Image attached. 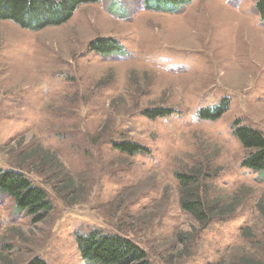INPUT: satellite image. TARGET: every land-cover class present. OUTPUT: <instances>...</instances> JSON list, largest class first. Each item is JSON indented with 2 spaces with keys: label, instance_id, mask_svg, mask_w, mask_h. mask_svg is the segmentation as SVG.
Masks as SVG:
<instances>
[{
  "label": "rangeland",
  "instance_id": "1",
  "mask_svg": "<svg viewBox=\"0 0 264 264\" xmlns=\"http://www.w3.org/2000/svg\"><path fill=\"white\" fill-rule=\"evenodd\" d=\"M259 16L256 0H95L39 30L0 18V168L33 169L53 201L35 221L0 192V264H93L78 246L93 230L125 233L153 264H264V179L233 133L239 119L264 134ZM97 37L120 49L88 50ZM223 97L220 118L199 115ZM157 106L173 112L144 114ZM127 139L151 155L116 148ZM193 166L206 205L243 198L234 213L200 225L182 209L176 172ZM58 173L79 193L54 191Z\"/></svg>",
  "mask_w": 264,
  "mask_h": 264
},
{
  "label": "trees",
  "instance_id": "2",
  "mask_svg": "<svg viewBox=\"0 0 264 264\" xmlns=\"http://www.w3.org/2000/svg\"><path fill=\"white\" fill-rule=\"evenodd\" d=\"M90 1L95 0H0V18L11 19L22 28L39 30L48 25H58L67 22L80 4ZM256 10L260 15V19L264 20V0H256ZM119 49L120 43L117 39L108 37H97L89 43L88 48L90 51H96L103 55L116 53ZM229 101V97H223L217 106H207L200 109L199 115L202 118L216 120L226 112ZM172 112L173 109L163 106L144 110V114L151 118L168 116ZM233 133L243 147L248 150L246 159L241 163L243 167L257 172L258 178L264 179L263 132L250 125L240 123L238 119L233 124ZM115 146L128 155H151L149 147L132 140L127 139L117 142ZM41 154L42 159L46 160L50 153L44 149ZM51 156V161H57L54 153ZM18 165L23 167L22 170L17 167L0 168V192L8 194L15 199L18 211H26L30 216H33L35 221H38L49 214L53 208V201L47 190L29 177L33 169L30 170L24 165ZM54 165L57 166L55 163ZM201 169L202 167L193 166L190 167V170L176 172V176L180 184L182 209L189 212L200 225H206L210 218H225L227 214L234 213L242 203L243 198L238 199L239 201L235 203V207L231 211L220 209L229 206L230 203L223 204L218 201L217 203L220 206L218 205L217 208L219 209H215L213 205H206L203 196V186L199 180L201 176L199 171ZM27 170L30 171L29 174L25 173ZM68 179L61 173L59 182L62 186H56L55 183L48 180L46 183H50L54 191L56 190L60 195L67 198L69 192L79 193L77 191L79 189L73 188L75 185L83 186L78 184L79 182L75 180V177H73V182ZM71 200L78 201L74 198H71ZM78 246L82 258L88 263L153 264L149 259L148 252L134 239L122 232L103 234L100 230H93L87 235L80 236ZM27 264H48V262L40 256H34ZM242 264L257 263L244 259Z\"/></svg>",
  "mask_w": 264,
  "mask_h": 264
}]
</instances>
